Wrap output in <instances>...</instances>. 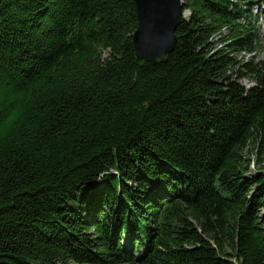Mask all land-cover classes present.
<instances>
[{
    "label": "trees",
    "instance_id": "obj_1",
    "mask_svg": "<svg viewBox=\"0 0 264 264\" xmlns=\"http://www.w3.org/2000/svg\"><path fill=\"white\" fill-rule=\"evenodd\" d=\"M183 3L0 0V264H264V0Z\"/></svg>",
    "mask_w": 264,
    "mask_h": 264
},
{
    "label": "water",
    "instance_id": "obj_2",
    "mask_svg": "<svg viewBox=\"0 0 264 264\" xmlns=\"http://www.w3.org/2000/svg\"><path fill=\"white\" fill-rule=\"evenodd\" d=\"M138 28L133 45L139 61L166 62L177 46V29L185 17L183 0H135Z\"/></svg>",
    "mask_w": 264,
    "mask_h": 264
},
{
    "label": "rangeland",
    "instance_id": "obj_3",
    "mask_svg": "<svg viewBox=\"0 0 264 264\" xmlns=\"http://www.w3.org/2000/svg\"><path fill=\"white\" fill-rule=\"evenodd\" d=\"M262 9H260L257 13V16L261 22V29H262V37L261 40L258 44V47L256 48V51L254 52V54H250L249 52H243L242 54H235V57L238 58V60L243 61V62H254L255 64H262L264 63V4L261 7ZM256 13V12H255ZM254 13V14H255ZM243 85H246L248 87H252L253 84H250V81L245 79L244 81H242ZM257 146L254 148V150L252 151V159L256 160L257 158ZM251 156V155H250ZM264 158V157H263ZM257 167V166H256ZM256 167H252V171L256 170Z\"/></svg>",
    "mask_w": 264,
    "mask_h": 264
}]
</instances>
